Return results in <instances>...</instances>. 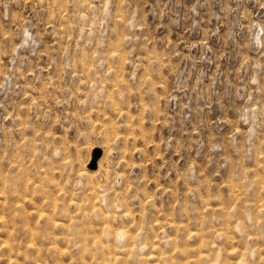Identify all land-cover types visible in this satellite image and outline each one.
Instances as JSON below:
<instances>
[{
  "label": "rangeland",
  "instance_id": "1",
  "mask_svg": "<svg viewBox=\"0 0 264 264\" xmlns=\"http://www.w3.org/2000/svg\"><path fill=\"white\" fill-rule=\"evenodd\" d=\"M0 264H264V0H0Z\"/></svg>",
  "mask_w": 264,
  "mask_h": 264
},
{
  "label": "bare ground",
  "instance_id": "2",
  "mask_svg": "<svg viewBox=\"0 0 264 264\" xmlns=\"http://www.w3.org/2000/svg\"><path fill=\"white\" fill-rule=\"evenodd\" d=\"M105 217V216H104ZM128 230V229H127ZM117 231V230H116ZM124 235V234H123ZM120 240H122V239H120ZM89 244V243H88ZM96 244V243H95ZM95 250V249H94ZM93 263V262H92Z\"/></svg>",
  "mask_w": 264,
  "mask_h": 264
}]
</instances>
